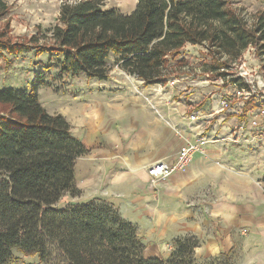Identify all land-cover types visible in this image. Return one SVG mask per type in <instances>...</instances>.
I'll return each mask as SVG.
<instances>
[{
    "label": "trees",
    "instance_id": "16d2710c",
    "mask_svg": "<svg viewBox=\"0 0 264 264\" xmlns=\"http://www.w3.org/2000/svg\"><path fill=\"white\" fill-rule=\"evenodd\" d=\"M62 1L49 43L0 40V58L35 50L59 56L63 78L102 82L118 67L155 87L182 78L189 65L179 58L186 47L198 46L211 60L204 72L250 94L251 86L232 69L253 48L264 73V9L249 17L228 0H138L126 14L105 9L106 0ZM6 11L0 0V17ZM47 85L40 71L31 91H0V264H14V250L38 256L41 264H202L196 259L201 243L192 235L176 238L167 259L147 258L137 226L106 200L56 208L66 195L81 194L76 162L89 151L68 120L40 102L39 90ZM261 106L250 96L239 120ZM206 264L231 261L225 256Z\"/></svg>",
    "mask_w": 264,
    "mask_h": 264
},
{
    "label": "crops",
    "instance_id": "0c3cea01",
    "mask_svg": "<svg viewBox=\"0 0 264 264\" xmlns=\"http://www.w3.org/2000/svg\"><path fill=\"white\" fill-rule=\"evenodd\" d=\"M117 72L102 82L72 79L60 94L71 100L61 113L89 151L75 168L82 195L70 203H112L137 226L147 258L167 259L176 238L192 235L202 264L225 256L231 264H264V172L250 145L239 149L249 133L226 126L238 116L210 112L207 99L171 91L170 82L145 87L136 79V93ZM194 113L199 121L191 123ZM176 130L189 138L201 130L207 144L186 171L153 183L148 168L174 161L182 145Z\"/></svg>",
    "mask_w": 264,
    "mask_h": 264
},
{
    "label": "rangeland",
    "instance_id": "374dc122",
    "mask_svg": "<svg viewBox=\"0 0 264 264\" xmlns=\"http://www.w3.org/2000/svg\"><path fill=\"white\" fill-rule=\"evenodd\" d=\"M228 1L233 8L245 10L249 17H253L257 11L264 9V0ZM4 2L7 11L3 17H0V40H8L12 43H26L36 37L39 39L40 45L49 43L50 40L47 37L50 38V31L59 24L60 10L63 4L62 0H4ZM137 2L138 0H106L104 8H118L123 13L129 14L135 10ZM49 56L50 58H48ZM58 57L50 54L38 55L34 50L16 58H0V91L3 89H14L18 92L31 91L35 84L36 75L40 71L44 72L45 83L48 85L47 87L43 86L39 90L40 102L50 114L63 115L61 112L65 110L64 107L69 105L71 100L69 97H61L62 95L60 94L65 92L66 89L68 90L70 78L61 77V65L57 61ZM179 59L186 60L189 68L182 75L183 79L180 78V80L178 79L176 81V85L174 84L175 81L170 82L171 91L177 86L182 95L187 94L190 96L191 94H197L195 100L202 101L207 99L209 101L208 106L210 107V112L214 110V112L222 113L224 116H237V113L241 114L245 102L250 96H254L256 102L263 104L264 73L261 68V62L255 55L253 48L247 50L241 61L232 69L233 73H235V78H240L251 86L250 94H247L246 90L239 89L238 87L240 85L235 86L224 81L222 78L216 79L210 73L204 72L205 68L208 69L205 63H210L211 60L207 56L206 50L202 47H186ZM113 61L111 59L109 62L111 66L113 65ZM49 66L51 67L50 70L47 69ZM117 68H113L114 72L118 71L117 74H113L114 77L118 80L126 81L128 84L132 83L133 91L135 90L137 93L139 91H136L138 87L134 85L136 83L135 80L139 79ZM120 71H122V75L119 74ZM73 79L75 81L86 82L85 76L74 77ZM3 111V107L0 106V112ZM233 119L235 118L233 117ZM229 125H232L236 129V132L240 128H243V130L249 133L246 137L247 141L239 142V149H244L246 145H250L247 149L254 153V164L257 168L261 169L260 173H263V106L254 112L252 111L245 123L236 120L233 124L228 123L226 126ZM175 134L180 138L183 145V133H181V136H178L177 132ZM81 195L82 192L79 196ZM74 199L71 195H66L61 199V202L56 208L63 209V207H66ZM166 247H168L167 250L169 252L170 245ZM14 255L16 258L14 264H41L38 256L25 257L18 250H14Z\"/></svg>",
    "mask_w": 264,
    "mask_h": 264
},
{
    "label": "built area",
    "instance_id": "2783aa9c",
    "mask_svg": "<svg viewBox=\"0 0 264 264\" xmlns=\"http://www.w3.org/2000/svg\"><path fill=\"white\" fill-rule=\"evenodd\" d=\"M236 115L239 116L240 113ZM198 121L199 115L197 113L192 114L190 122L196 123ZM175 132H177L178 136H181V131L176 130ZM198 133L199 135L195 138H189L183 134V145L180 147L174 161L170 163L163 161L157 162L148 168L147 173L153 183L167 180L174 174L184 172L189 168L193 162L194 156L197 153H202L204 146L207 144V140L203 136L202 131L199 130Z\"/></svg>",
    "mask_w": 264,
    "mask_h": 264
}]
</instances>
